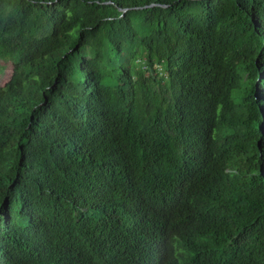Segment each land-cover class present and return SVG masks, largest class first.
Masks as SVG:
<instances>
[{"label": "trees", "instance_id": "trees-1", "mask_svg": "<svg viewBox=\"0 0 264 264\" xmlns=\"http://www.w3.org/2000/svg\"><path fill=\"white\" fill-rule=\"evenodd\" d=\"M0 61V264H264V0H0Z\"/></svg>", "mask_w": 264, "mask_h": 264}, {"label": "rangeland", "instance_id": "rangeland-1", "mask_svg": "<svg viewBox=\"0 0 264 264\" xmlns=\"http://www.w3.org/2000/svg\"><path fill=\"white\" fill-rule=\"evenodd\" d=\"M12 65L9 62L0 61V86L4 85L10 78Z\"/></svg>", "mask_w": 264, "mask_h": 264}, {"label": "water", "instance_id": "water-1", "mask_svg": "<svg viewBox=\"0 0 264 264\" xmlns=\"http://www.w3.org/2000/svg\"><path fill=\"white\" fill-rule=\"evenodd\" d=\"M155 5V4H154ZM128 9H125V11H127Z\"/></svg>", "mask_w": 264, "mask_h": 264}]
</instances>
